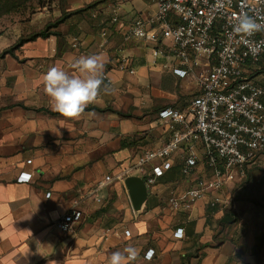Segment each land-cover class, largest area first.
Segmentation results:
<instances>
[{
  "label": "crops",
  "instance_id": "1",
  "mask_svg": "<svg viewBox=\"0 0 264 264\" xmlns=\"http://www.w3.org/2000/svg\"><path fill=\"white\" fill-rule=\"evenodd\" d=\"M28 3L0 16V264H108L111 253L128 247L137 253L132 264H264V188L240 182L247 169L207 190L189 210L168 205L170 191L211 176L200 142L191 148L182 143L156 188H147L138 207L130 200L125 179H143L137 155L172 132L159 110L185 109L193 97L174 89L177 81L187 82L173 73L175 58L155 63L154 44L123 38L135 16L156 12L155 1L44 0L32 9ZM113 8L116 24L110 22ZM66 13V23L55 28L59 35L23 41L2 54ZM89 55L101 56L110 83L104 80L100 97L79 119L66 118L53 110L43 76L54 66L79 75L75 61ZM122 57L134 74L118 69ZM190 152L198 161L184 176L180 167ZM21 172H30V179L18 180ZM73 209L82 216L62 232L56 223ZM148 249L152 255L145 258Z\"/></svg>",
  "mask_w": 264,
  "mask_h": 264
},
{
  "label": "built area",
  "instance_id": "2",
  "mask_svg": "<svg viewBox=\"0 0 264 264\" xmlns=\"http://www.w3.org/2000/svg\"><path fill=\"white\" fill-rule=\"evenodd\" d=\"M154 1L156 12L146 17L135 16L123 38H139L154 44L151 54L155 63L175 58L177 66L172 68L173 73L181 78L193 75L197 92L185 109L166 106L159 110L158 118L172 130L171 135L161 145L141 151L136 166L146 187L154 190L181 144L191 148L193 143L200 142L201 161L211 176L196 177L187 189L179 193L172 190L167 196L172 209L189 210L207 190L220 189L233 178L234 171L243 172L247 164L264 154V73L258 71L259 61L264 62V30L250 37L235 30L245 14L264 25V0ZM96 14L94 9L91 15ZM110 22H119L114 8ZM117 67L135 73L127 58H120ZM103 79L110 83L106 72ZM197 161L192 152L188 153L180 173L191 175ZM26 162L30 163V159ZM146 164L150 165L149 170ZM30 175L21 172L17 179L28 181ZM109 179V175L104 177L105 181ZM215 202L216 198L209 205ZM81 216L79 210L73 209L56 225L67 232ZM181 231L177 228L174 234L180 236ZM122 233L129 235L128 230ZM152 251L148 249L144 257L150 258Z\"/></svg>",
  "mask_w": 264,
  "mask_h": 264
},
{
  "label": "clouds",
  "instance_id": "3",
  "mask_svg": "<svg viewBox=\"0 0 264 264\" xmlns=\"http://www.w3.org/2000/svg\"><path fill=\"white\" fill-rule=\"evenodd\" d=\"M235 30L250 37L264 30V25L245 14L239 18ZM75 68L79 75L54 66L43 76L44 92L53 110L69 119H79L88 106L98 100L104 85L105 64L101 56H81L75 61ZM136 256V250L128 247L111 253L108 264H132Z\"/></svg>",
  "mask_w": 264,
  "mask_h": 264
},
{
  "label": "rangeland",
  "instance_id": "4",
  "mask_svg": "<svg viewBox=\"0 0 264 264\" xmlns=\"http://www.w3.org/2000/svg\"><path fill=\"white\" fill-rule=\"evenodd\" d=\"M27 2H30V4L28 3L29 8L32 9L35 7V5L37 3H41L42 1L29 0ZM25 6L27 7V3H25L23 7H25ZM37 16H38L37 17L38 21L40 19L42 20L44 17V15L42 13H38ZM6 21L9 23L8 19ZM37 22H35V23H37ZM65 23L64 22L60 23L58 26L65 24ZM262 73H264V70ZM184 79L187 82L183 83V82H181V80H179V81H177V84L174 86V89L176 90V92L178 93V91H179L178 96H194V94L196 93V84H195L194 76L189 75V76L185 77ZM180 91H183V93H180ZM187 103L188 102H186V104ZM248 166H250V167H248ZM246 167H248V168H245L247 170H246V172L244 171L245 174L243 175L241 180L239 179L240 182L245 183L246 186H249V187L253 186L254 188H256V187H260L261 189L264 188V154H260L259 156H257ZM246 191H248V190H246Z\"/></svg>",
  "mask_w": 264,
  "mask_h": 264
},
{
  "label": "trees",
  "instance_id": "5",
  "mask_svg": "<svg viewBox=\"0 0 264 264\" xmlns=\"http://www.w3.org/2000/svg\"><path fill=\"white\" fill-rule=\"evenodd\" d=\"M27 1H29V0H0V16L3 15V14L9 13L11 11H16L18 9L23 8L24 4L27 3ZM39 1H44V0H39ZM98 2L99 1H96V2L88 5L85 8H88V7L94 5V4L98 3ZM68 14H70V13L63 14L59 18H57V19H55L53 21L47 22L43 29L38 30V31H33L28 36L20 38L12 46H10L9 48L5 49L2 52V54L11 53L12 50L14 48L18 47L23 41L33 40V39H35L38 36H40V37H48L51 34L59 35L60 32L58 30H55V28L60 23H62L65 20V18L68 16ZM259 64L261 65V68L258 71L259 72H263V70H264V62L262 60H260ZM105 110H112V109L109 108V107H106ZM116 113H118L120 115H127V116L129 115V114L122 113V112H119V111H117Z\"/></svg>",
  "mask_w": 264,
  "mask_h": 264
},
{
  "label": "water",
  "instance_id": "6",
  "mask_svg": "<svg viewBox=\"0 0 264 264\" xmlns=\"http://www.w3.org/2000/svg\"><path fill=\"white\" fill-rule=\"evenodd\" d=\"M125 186L133 206L138 207L147 194V187L143 179L136 176L127 177Z\"/></svg>",
  "mask_w": 264,
  "mask_h": 264
}]
</instances>
